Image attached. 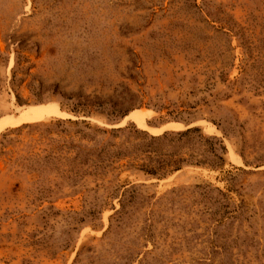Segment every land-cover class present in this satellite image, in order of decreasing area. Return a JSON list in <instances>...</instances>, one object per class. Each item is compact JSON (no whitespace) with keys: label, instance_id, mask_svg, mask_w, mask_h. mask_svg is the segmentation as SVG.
<instances>
[{"label":"rangeland","instance_id":"obj_1","mask_svg":"<svg viewBox=\"0 0 264 264\" xmlns=\"http://www.w3.org/2000/svg\"><path fill=\"white\" fill-rule=\"evenodd\" d=\"M4 119L0 264H264V0H0Z\"/></svg>","mask_w":264,"mask_h":264},{"label":"bare ground","instance_id":"obj_2","mask_svg":"<svg viewBox=\"0 0 264 264\" xmlns=\"http://www.w3.org/2000/svg\"><path fill=\"white\" fill-rule=\"evenodd\" d=\"M36 109V108H35ZM43 110V109H42ZM41 110V111H42ZM40 111V112H41ZM44 111V110H43ZM55 112V110H53ZM46 112V111H45ZM52 112V111H51ZM139 117V116H138ZM137 118V117H136ZM13 124V120L12 119H4L0 125H5V126H11Z\"/></svg>","mask_w":264,"mask_h":264},{"label":"trees","instance_id":"obj_3","mask_svg":"<svg viewBox=\"0 0 264 264\" xmlns=\"http://www.w3.org/2000/svg\"><path fill=\"white\" fill-rule=\"evenodd\" d=\"M14 78H15V75L13 76V80H14ZM190 131H187V132H185V133H183V134H186V133H189ZM224 150H225V148H224ZM222 161H223V159H222ZM153 174V173H152Z\"/></svg>","mask_w":264,"mask_h":264}]
</instances>
